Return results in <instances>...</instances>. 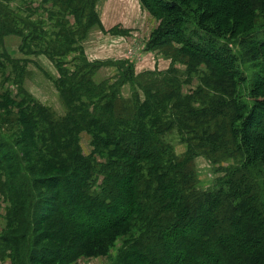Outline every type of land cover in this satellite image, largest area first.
<instances>
[{
  "label": "trees",
  "instance_id": "16d2710c",
  "mask_svg": "<svg viewBox=\"0 0 264 264\" xmlns=\"http://www.w3.org/2000/svg\"><path fill=\"white\" fill-rule=\"evenodd\" d=\"M40 1L46 23L0 4V38L20 35L22 52L53 61L66 113L0 95L21 110L0 115V194L8 203L0 260L69 264L87 245L81 239L125 226L134 238L119 264H162L164 256L187 264L202 248L211 258L205 264H264V132L251 127L264 130V0H139L158 19L146 48L171 65L135 74L121 62L113 83L95 82L101 64L82 53L99 25L98 0ZM5 61L12 62L4 51L0 66ZM81 132L92 136L93 155L82 154ZM197 157L224 169L207 189L199 187ZM51 219L52 229L40 233ZM68 237L41 256V241ZM221 248L223 259L214 256Z\"/></svg>",
  "mask_w": 264,
  "mask_h": 264
},
{
  "label": "rangeland",
  "instance_id": "374dc122",
  "mask_svg": "<svg viewBox=\"0 0 264 264\" xmlns=\"http://www.w3.org/2000/svg\"><path fill=\"white\" fill-rule=\"evenodd\" d=\"M102 0H98L94 6V11L97 15L96 11L97 5ZM140 2V1H139ZM39 3H41L40 0H0V4L7 10L10 14L15 16H21L23 18H26L28 16V19L30 21H43L44 23L47 22L46 18L42 19L43 17H46V14L43 12V9H45V6H39ZM141 4V3H140ZM46 5V4H44ZM142 6V4H141ZM142 8L145 10V13L148 15L151 22H153L152 31L150 30L149 38H147L146 43L144 46L146 47L147 42L150 39L151 34L158 26V19H156L154 16H152L143 6ZM67 19H69V22L71 25H73L74 18L72 15H67ZM99 21V18H98ZM45 26V25H44ZM74 27V26H73ZM245 24L240 27V30L238 33H240L242 30H244ZM101 28L100 22L98 26H93L89 29V31L86 34V38L81 42L82 45V53L84 54V48L87 45V43L90 41V39L93 37L94 33L98 31ZM115 33H123V31L118 30L114 31ZM237 33V34H238ZM23 36H25V33H23ZM124 36H120L124 38ZM261 34H259V37ZM131 38L132 36H128ZM137 36H134L135 38ZM125 39V38H124ZM22 41V37L20 35L14 34V33H8L4 35L2 38H0V54L4 53L7 56L9 60L12 62H4L3 66H0V95H5L11 100H13L15 103H17V100H20L22 97L25 99L28 98L29 103H38L41 106H45L48 109H50L56 116H64L66 113V108L63 105V102L61 100L60 96V90L59 87L56 85V79L59 77V71L53 61L49 59L44 54H25L20 50V44ZM147 50V48H145ZM149 51V50H148ZM85 55V54H84ZM161 58L166 59L163 55L160 53L158 54ZM17 56H22L23 58H17ZM85 57V56H84ZM86 58V57H85ZM65 60L69 61L71 59V56H68L67 58H64ZM87 60V59H86ZM168 60V59H166ZM16 61V62H13ZM126 60L119 61V62H101V61H92L89 63H95V64H101V66L98 68L97 73L94 75V80L97 83H100L102 81H108V83H113L119 75L120 68L119 63L125 62ZM169 61V60H168ZM127 62V61H126ZM130 63V62H129ZM169 62V66H170ZM67 67H70V65H67ZM179 70H184L185 67L181 65H176ZM169 68V67H168ZM167 68V69H168ZM247 68V67H245ZM166 69V70H167ZM164 70V71H166ZM249 76L251 75V72L246 69ZM160 71V72H164ZM197 86V81L194 79L190 84H183L182 90L184 93L189 92L190 88H193ZM22 89V90H21ZM24 91L25 93L21 92ZM128 87L125 86L122 88V93L124 96L128 95ZM13 104L9 102L6 99L0 98V115L4 114L6 116H10L19 113L20 107L16 104ZM3 105V106H2ZM264 117V115H263ZM253 133H261L264 132L260 128V124L252 122L251 124ZM262 130V131H261ZM173 144L175 147V153L180 155L185 151V146L183 144H179L175 140H173ZM79 145L81 148V152L85 156H89L92 151L94 150V147L92 145V136L86 132H81L79 135ZM14 149L16 150H22L23 147L13 145ZM94 153H92L93 155ZM98 154V153H97ZM96 154V155H97ZM94 155V156H96ZM99 155V154H98ZM97 155V157H98ZM100 156V155H99ZM221 167L217 165L210 164L206 158L204 157H197L195 160V170L198 175L199 179V187L202 189H207L211 187L215 181V179L219 176H222L223 170H219ZM8 206V203L5 201L3 195L0 194V236L4 235L5 228H6V211L5 207ZM119 207H123L122 205H119ZM201 215H204L201 213ZM54 219L48 220L44 224H42V227L40 228L39 232L44 231H50L53 227ZM255 221H253L254 223ZM221 225L226 224V218H222L219 220ZM255 225V223H254ZM259 225V224H257ZM76 232V233H75ZM74 234L80 235L82 234L81 231H75ZM132 231H128L125 226L118 227L111 231L110 233L100 236L98 238H83L80 240L79 243H86V247L82 253L75 261L69 263V264H119L118 258L120 251L123 249V247H126L127 240H129L130 236H132ZM134 238V236H132ZM73 238H77L76 235ZM70 240L69 237L64 239V241L61 242H55L50 240H43L39 244L38 248H41V251H46L48 249L54 250L55 248H59L64 246L67 241ZM197 244V243H196ZM198 250L199 248H202V246H199L197 244ZM223 250V248H221ZM201 250V249H200ZM42 253L41 256H50L49 252ZM227 250L224 248L223 251L215 250L214 256H219L221 259H223V255L226 256ZM207 250L205 248H202V253L199 252L197 254L198 256H191L188 260H186V263H191L196 261L198 264H205L207 259H211L206 255ZM155 253L150 254V259L152 260L154 258ZM161 255V254H160ZM6 257L0 260V264H11V261L5 255ZM50 258V257H48ZM166 257H161V260L164 261L162 264H167L170 262L169 257L165 259ZM154 260V259H153ZM167 260V261H166ZM220 260V259H219ZM30 261V260H29ZM27 262L25 261L24 264H38L35 262ZM45 264H60L58 261L56 262H49L46 261ZM157 262V261H156ZM44 264V263H43Z\"/></svg>",
  "mask_w": 264,
  "mask_h": 264
},
{
  "label": "crops",
  "instance_id": "0c3cea01",
  "mask_svg": "<svg viewBox=\"0 0 264 264\" xmlns=\"http://www.w3.org/2000/svg\"><path fill=\"white\" fill-rule=\"evenodd\" d=\"M96 11L101 28L94 33L84 48L87 61L126 60L132 64L135 74L164 71L169 67L170 61L145 49L144 44L149 38L153 22L139 0H102ZM115 30H121L123 33H115ZM124 35L125 39L120 37ZM130 35L131 38L128 37ZM134 36L137 37L133 38Z\"/></svg>",
  "mask_w": 264,
  "mask_h": 264
}]
</instances>
